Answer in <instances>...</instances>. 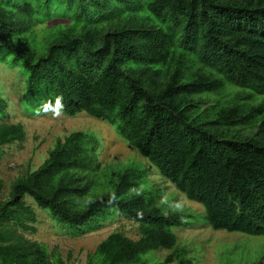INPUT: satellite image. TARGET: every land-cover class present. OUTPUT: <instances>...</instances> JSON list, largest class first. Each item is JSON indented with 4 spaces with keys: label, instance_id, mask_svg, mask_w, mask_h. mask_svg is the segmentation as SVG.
<instances>
[{
    "label": "trees",
    "instance_id": "trees-1",
    "mask_svg": "<svg viewBox=\"0 0 264 264\" xmlns=\"http://www.w3.org/2000/svg\"><path fill=\"white\" fill-rule=\"evenodd\" d=\"M32 1L0 0V52L29 72L21 101L108 121L205 207L213 228L264 235V98L256 97L264 95V0H80L73 19L51 25L43 40ZM7 106L0 97V158L5 145L26 138L23 123L2 121ZM97 144L81 130L58 137L41 165L13 181L8 198L0 185V264H68L23 234L37 232L27 196L75 233L98 229L112 209L139 224L138 239L113 231L85 264H150L142 256L159 248L172 251L155 264H195L173 231L190 222L166 211L160 189H143L145 167L129 166L112 190L92 192L90 173L104 170ZM250 264H264V255Z\"/></svg>",
    "mask_w": 264,
    "mask_h": 264
},
{
    "label": "rangeland",
    "instance_id": "rangeland-1",
    "mask_svg": "<svg viewBox=\"0 0 264 264\" xmlns=\"http://www.w3.org/2000/svg\"><path fill=\"white\" fill-rule=\"evenodd\" d=\"M32 2L40 10L38 19L41 21L35 28L39 40L46 37L47 28L51 25L64 26L79 12L80 0H73L71 4L64 2L62 5L58 0L52 1L49 5L42 3V0ZM85 7L92 9L90 3ZM28 75L29 72L23 60L16 61L13 54L0 52V97L8 103L6 115L2 121L21 122L26 130L24 141L4 146V154L0 158V185L3 199L9 197L11 185L17 177L35 170L43 163L58 137L65 139L73 131H86L94 134L98 140L95 154L101 163V168L104 169L96 176L93 171L90 173L95 180L92 192L112 190L114 188L112 181H115L118 174L129 166L145 167L147 181L146 186L142 185L143 189L145 187L160 189L162 195L159 203L166 205V211L179 210L185 213V220L190 222L187 225L173 227V231L178 238L177 245L185 246L190 250L189 255L194 259L195 264H250L264 255V235H249L213 228L205 219V207L201 203L188 199L161 174L156 166L141 156L134 146L121 137L108 121L97 119L85 112L68 116L61 111L44 112L26 105L21 99L26 89ZM184 80L188 81L189 78L184 77ZM205 95L218 96L219 94H202V96ZM256 97L258 102L264 98V95L259 94ZM213 119L214 116L200 117L203 122H210ZM118 164L122 166L115 169ZM113 168L114 170H111ZM26 201L37 214L35 223L37 232H23V234L44 243L51 253L58 252L68 264H85L88 254L94 253L98 244L113 231L123 232L134 239L141 236L139 224L128 220L114 209L111 210L113 214H109L108 217L116 214L112 218L103 220L98 229L75 233L74 226L54 220L49 211L39 207L31 197L27 196ZM171 251L159 248L147 252L142 257L148 259L150 264H155L164 260ZM167 264H177V261Z\"/></svg>",
    "mask_w": 264,
    "mask_h": 264
},
{
    "label": "clouds",
    "instance_id": "clouds-1",
    "mask_svg": "<svg viewBox=\"0 0 264 264\" xmlns=\"http://www.w3.org/2000/svg\"><path fill=\"white\" fill-rule=\"evenodd\" d=\"M60 103V98L57 99V104ZM54 114H58V113H54Z\"/></svg>",
    "mask_w": 264,
    "mask_h": 264
}]
</instances>
